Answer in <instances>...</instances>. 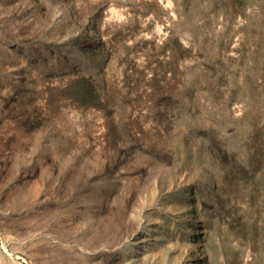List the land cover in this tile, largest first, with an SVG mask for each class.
I'll return each mask as SVG.
<instances>
[{"label":"rangeland","instance_id":"rangeland-1","mask_svg":"<svg viewBox=\"0 0 264 264\" xmlns=\"http://www.w3.org/2000/svg\"><path fill=\"white\" fill-rule=\"evenodd\" d=\"M0 264H264V0H0Z\"/></svg>","mask_w":264,"mask_h":264}]
</instances>
